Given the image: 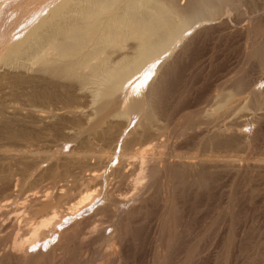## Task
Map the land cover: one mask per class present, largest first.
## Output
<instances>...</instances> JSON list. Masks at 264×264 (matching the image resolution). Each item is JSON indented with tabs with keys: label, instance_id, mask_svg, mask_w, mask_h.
<instances>
[{
	"label": "bare ground",
	"instance_id": "bare-ground-1",
	"mask_svg": "<svg viewBox=\"0 0 264 264\" xmlns=\"http://www.w3.org/2000/svg\"><path fill=\"white\" fill-rule=\"evenodd\" d=\"M245 2L0 0V138L30 141L50 130L78 142L51 153L0 147V227L6 219L11 228L0 239V264H137L153 250L155 262L146 264H214L205 252L214 220L198 224L195 207L187 213L185 205L223 180L235 254L249 221L233 231V190L264 180L262 25L240 32L245 66L229 65L209 105L186 100L196 109L181 116L174 142L160 137L164 121L182 112V87L173 88L180 68ZM194 143L203 148L191 152ZM153 218L166 240L154 235ZM199 225L200 236L213 238L200 237ZM91 232L100 237L86 238Z\"/></svg>",
	"mask_w": 264,
	"mask_h": 264
},
{
	"label": "rangeland",
	"instance_id": "rangeland-1",
	"mask_svg": "<svg viewBox=\"0 0 264 264\" xmlns=\"http://www.w3.org/2000/svg\"><path fill=\"white\" fill-rule=\"evenodd\" d=\"M9 16L10 15H8L7 17H9ZM222 21H224V22L226 21V24L228 25L227 27L230 28L231 30L226 28V25H224V26L222 25V27H220L219 25H218L219 27L216 26L217 28H215V29H217L218 33L215 32L214 34H212L213 32L212 33L209 32V34H208L209 36H207L206 37L207 39L204 40L205 42L203 41L201 43V45L197 46V48L192 53L193 55L191 54V56H189V58H188V61L185 62L186 65L184 64L183 67L180 68L178 77L176 78V81H175L176 85L174 84L173 88L175 87L174 90L177 91L178 88L182 87L181 89L183 91L181 89L178 90V91H180L181 95H183L181 97H185V98H184V100H182L183 103H179V104L176 105V106L180 105L179 107H180V110L182 112H179L176 115V117H175L176 119H174V117L172 118L173 120L169 119L168 121L171 120L170 123L168 121L167 122L164 121L166 123V124L164 123L166 125V127H165V131H164V129L162 130L163 135L161 134V137H160L161 141L162 140L163 141L164 140H168L170 142L171 141L174 142L176 139L174 137V134L171 133V132H173L174 127L176 126V124L181 119V116L183 114L187 113V112H191V111L196 109L194 106H191V105L185 103L187 99L189 100V97H190V99L191 98L194 99V97H195V100H199V99L202 98L199 101L203 100V102H202L203 105H205V104L209 105V103L211 101L207 102L205 100H208L207 97L209 98L212 95V93L215 91V89L218 87V85L223 80H225L224 75L228 72V70H230L231 67H237V66L239 67L240 66L241 68H243V66H245V65H243L244 64L243 63L244 59H243V56H242L243 55L242 50L245 47V44H244L245 43V39H244L245 36H242V39H241V35H242L241 33L243 31L242 29H245V32H246V30H247V28L249 26L262 25L264 27V22H263L264 21V0H246V2L243 5L242 10H239V11L237 10V11L232 12L229 15H224L222 17ZM0 26H2V22L0 23ZM14 26H15V24L12 25V27H11L12 30L14 28H16V26L15 27ZM224 27L226 29H228V30H226ZM228 32H230V33H228ZM216 83L217 84L219 83V84L217 85ZM179 85H180V87H179ZM209 89H211V90H209ZM208 93H209V95L210 94L211 95L208 96ZM0 95H1V93H0ZM204 95H206V97ZM10 99L11 98H9L7 100H10ZM14 100H16V99H14ZM14 100H13V102H14ZM5 102H6V100H5ZM16 102H17V100L14 103H16ZM19 102L20 101L18 100V103ZM7 104H9V105L11 104L12 105L13 103H12V101H10V103L7 101ZM8 110L10 111V108ZM24 122H21V124L24 123ZM26 123H24V124L26 125ZM25 125H23V126H25ZM17 127H18V125H17ZM18 128H20V127H18ZM45 131L49 132L50 130H45ZM48 132L46 133V134H48V136L47 135L40 136V137H38L39 139L38 138H32L30 141H29V139H24V138L17 139V140L15 139L14 141H13V139L9 140L7 138H3V139L0 138V147L11 145V146H14V148H17V149H19V148H30L32 150L40 149L43 152L51 153V152H53L55 150H58V149L61 150V151H67V150L73 148L78 143L77 141L73 140L72 138H70L68 136H67V138H65L66 136L58 135V134H57V136H55L56 133L54 131H53V133H51L52 132L51 131V132H49L50 134H55L54 136H52ZM44 134L45 133L43 132V135ZM169 135H172L174 138H172V136H169ZM168 141H166V142H168ZM197 142L198 141H196L195 143H197ZM195 143H194V147L195 146H197V147H195L196 148L195 149L191 145L190 146V149H191L190 151L191 152H196L199 149L203 148V146L201 148V146L197 145L199 143H197V144H195ZM97 144H101V143L98 142ZM194 149H195V151H194ZM257 151H258L257 149L253 148V149H249V151L247 149L246 153L245 152L244 153H245V155H250V154L252 155V154L256 153ZM226 182L228 183L229 181L225 180V182H224V180H223L222 182H220V186H218L216 188V190L213 191V194L214 193H216V194L213 195L212 191H211L209 193V195L205 196L206 199L203 196H200L199 198L198 197H192L191 198V202L192 203L194 202L195 206H193L194 204H191V203L185 205V206H188V207H186V210L189 211L187 213H192V211H196L197 212V213L194 212L192 214H194V216H196V218L198 216V224L202 225V222H203V225H204V222H207V220L209 222H210L209 219L213 218L211 221L214 220V226L215 227H213V230H212V232L213 231L214 232L213 233L211 232L213 234L214 238L210 236V233H209L208 236H207V234L205 236H200L204 232V229H202L201 225H199L198 228L200 227V229L202 231L200 232V230L197 229L200 232L199 233L200 237H204L205 238L207 236L206 238L209 239V236H210L211 239L213 238L212 242L214 244L210 243L211 245H208V247L210 246L209 249H207L208 247H206L205 248V252L208 251V250H209L210 254H212V252H213L212 255L214 256V258L217 261L220 260L218 262L216 260L215 261L213 260L212 263L214 262V264L216 262H217L216 264H222L227 259H228L227 260L228 262L225 261L226 264L227 263L236 264L237 262H238L237 264H241L242 262H243V264H247V263L248 264H253L255 261L257 262L259 260H260L259 261L260 263L257 262V264H261L262 262L264 263V259H262V258H264V257H262V256H264V254H263L264 251H263V253L261 251V250H264V245H263V243H264V180L253 181L252 185L250 187H248V188H246L245 186H241L240 185V187L236 189L238 191L237 194H235L236 190L235 189L233 190L234 194L232 196H234V195L236 196V197L235 196L234 197L237 198L238 202H239L237 205L238 206L240 205L239 207L237 206L238 208L236 207L237 210L235 209L237 211V212L235 211L236 212L235 215L236 214L237 215L236 216L234 215L235 217H233V221L235 220V222H233L234 226H232L234 228V229L232 228L233 231L237 230L238 229L237 227H239L241 229L240 226H242V224H244L245 222L249 221L248 234L245 236V238L242 239L244 242L242 241L243 243L241 242V244H240L242 247L243 246L244 247L242 248L239 245V247H237V251L235 252L234 255L233 254L231 255V250H232L231 247H233V243H232V240H231L230 237H232V236H230L228 238L229 235H228L227 231L229 230V228L227 229V227H226V226H228L230 224V220H231L230 217L227 216V213L225 214V210H226V207H227V205H226L227 201L226 200L229 197V195H228L229 194V186H228V184L227 185L225 184ZM223 186H225V187H223ZM16 189L18 190V188H16ZM215 191H217V192H215ZM251 197L254 199L253 203L252 204L245 203L246 198L249 199ZM196 200H198L197 203H196ZM202 200H204V202ZM207 200H208V202H207ZM239 200H241V201L244 200V201H242L240 203ZM247 201L248 200H246V202ZM193 207H195V210L191 209ZM216 207H218V208H216ZM187 208H190V209H187ZM223 209H224V211H223ZM190 210H192V211H190ZM238 210H240V211L238 212ZM246 213H247V215H246ZM88 214H90L89 211L86 213V215H88ZM224 214H225L226 217H224ZM221 215H222L223 218L221 217ZM214 218L215 219L218 218L219 220H215ZM224 218L225 219L228 218V220H225ZM156 221L158 222L160 220L158 218H155L154 220H152V223H154L153 226H155L157 224L155 227L152 228V229H156L155 231L152 230L154 235H156V236L164 235L165 240H166L167 239L166 233L168 234V230L166 228L162 229L163 227H162L161 223L160 222L157 223ZM224 221H226V222L228 221V223H226ZM105 222L106 223H103V225L106 224V226H107L106 228H108V226L110 224H107V221H105ZM223 223H226V224H223ZM3 224L4 225H1V227H0V239L3 238V237H6L8 232L11 230V228L9 227L10 224L8 223V221H6V219L3 221ZM101 227H100V229H101ZM104 228H105V226L102 227V229H101L102 233L105 230H107L106 228L104 230ZM215 228H218V229H216V231H215L214 230ZM100 229H99V231H101ZM220 230H221V232H220ZM99 231H98V233H99ZM95 233H97V231ZM95 233L91 232L92 235L91 236L88 235L91 238L88 237V236L86 238L95 239L96 237H94V236H98L100 234V233L99 234H95ZM214 233H215V235H214ZM224 233H226V234H224ZM100 235H99V237H100ZM207 239L205 241H207ZM214 239H216V240H214ZM229 239L231 240V242H230ZM146 241L147 240H145V242ZM101 242H103V241H101ZM157 242L159 243V241H157ZM157 242L154 245H156ZM259 245L262 246L263 249H261ZM146 246H147V243L145 245L143 243V246L140 247V251H141L140 255H142V257H144L149 252V249H147ZM252 246H254V249H253ZM238 248H239V250H238ZM249 248H251L250 249L251 251L248 250ZM252 249L255 250V251L253 252ZM256 249L257 250L260 249L261 252L259 250H258L259 251L258 252ZM245 250H246V252L247 251L250 252V253L248 252L247 254L250 256L251 259H252L251 255L256 253L257 255L256 254H255L256 256L253 255V258L257 257L259 260L257 258H256L257 260L254 258L255 260L252 259V261H251V259L248 257V255L245 254L246 253ZM154 252H155V250H153L152 254L150 253V255L147 256L148 258L146 257L144 260L146 261L147 259L150 258L151 263H154L155 262L154 259H153L155 257ZM218 252L220 254H218ZM240 252H241V254H240ZM230 255L233 257L232 259L234 261L232 259L231 260L229 259ZM236 255H238V256L236 257ZM246 255H247V263H246V260H245L246 259L245 258ZM226 256L229 257V258H227ZM258 256H260L262 258H260ZM217 257H218V259H217ZM221 257H223V258H221ZM238 257L241 258L240 262H239ZM248 259H249V261H248ZM221 260H222V262H221ZM235 260H236V263H235ZM243 260L245 261V263H244ZM261 260H262V262H261ZM145 261H143V260H141L140 262L138 261L137 264H146L147 261L146 262ZM208 261L209 260H207V261L205 260V262L203 264H207ZM232 262H234V263H232ZM256 262L254 264H256ZM208 264H209V262H208Z\"/></svg>",
	"mask_w": 264,
	"mask_h": 264
}]
</instances>
